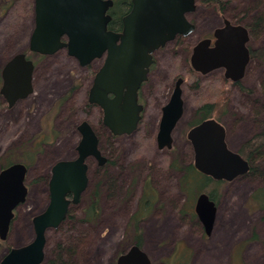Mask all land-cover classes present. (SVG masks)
Masks as SVG:
<instances>
[{"label":"rangeland","instance_id":"374dc122","mask_svg":"<svg viewBox=\"0 0 264 264\" xmlns=\"http://www.w3.org/2000/svg\"><path fill=\"white\" fill-rule=\"evenodd\" d=\"M224 1H232L233 7L225 11L224 16L232 18L234 21H243L248 12H254L256 9H258L256 15H264V0ZM8 6L9 8L0 14V65L26 48L35 27L34 0H10ZM199 14L202 19L198 21V36L202 32L209 34L211 27L221 23L219 19L221 17H217L212 7L200 8ZM197 35L195 34L194 38H197ZM259 43V46H264V39ZM256 44L258 43H255V46H258ZM41 59L39 62H45L46 65L51 64L53 69L52 75L42 78L37 85V92L41 98L37 115L30 119L29 125L22 131H19L15 124H12L11 127H0V171L11 161L29 157L27 160L29 173L26 179V184L29 187L28 201L19 209L8 240L0 239V262L8 253V249L25 245L33 240L35 230L29 222L31 213L34 210H43L49 203L48 180L43 178L42 181V175H48L55 162L74 157L75 145L78 141L76 126L84 117V111L87 110V95L92 83L89 78L91 74L87 70L80 69L77 61L70 57L65 50L60 51L57 55ZM180 60L182 61V58L178 59L176 68L173 64L169 67L165 64V70L161 72L159 80L163 78V74L164 76L167 74L168 81H172V76L182 71ZM101 64L102 61L97 60L95 66ZM250 67L251 71L243 79L241 90L237 86L224 85L226 90L230 91V102L223 123L228 132L227 143L234 151L240 148L247 139L259 131H264V60L261 62L254 60ZM156 76H153V81L157 82ZM202 80H204L203 77H201ZM56 82L57 93L60 95L57 99L63 98L62 128L57 137H53L47 130L44 131L47 132L49 144L40 149L38 154V150L30 148L29 144L34 136L39 135V121L43 125L49 123L50 110L54 112L53 104L56 96L55 93L48 96V89L54 87ZM183 88L186 112L178 129L174 132V142L179 154L190 162L193 153L191 144L186 141V124L191 118V109L196 101L194 102L195 96L189 86ZM76 90L78 91L76 92ZM168 92V88L165 87L158 95L166 97ZM34 108L33 106L31 111H34ZM147 122L149 123L147 133L149 135L153 133L152 136H155L156 118L148 117L144 120L145 124ZM24 133L25 139L22 141L20 136ZM140 137L136 135L130 138L122 137L119 140V144L123 150L125 149V157L136 148L139 144L138 139L141 140ZM141 148L143 152L147 153L149 161L155 159L154 156L157 154L155 148L147 150V146L144 145ZM149 161L146 163L149 166L143 167V170L133 166L129 170L126 169L125 181L127 183L128 180L131 181L132 187L138 184L140 192L142 180L146 175L153 178L157 175H166L168 179L164 180H169V182L163 184V191L167 192L166 197H173L170 200L180 202L176 203L177 209L185 203L189 207L195 205L198 195V193H194L195 190L193 193L191 191L187 194L181 192L179 195L177 182H172L169 179L172 174L169 166L162 164L163 166L160 165L156 168L154 163ZM109 171L111 170L109 169ZM96 172L95 166H92L91 187L83 195L81 203H88L92 192L98 188L101 207L98 217L91 225L77 224V219L74 216L83 217L77 207L76 210L71 211L69 222L56 230L50 229L47 233L44 264L58 262L62 256L64 264H116L117 257L135 241L133 233L123 229L128 219V216L123 214L125 207L121 208V205L124 204L119 203L118 200H112L106 195L109 184L105 185L103 190L99 172ZM174 176L173 178H176L177 174ZM261 184L262 182H258L257 178L254 179L246 175L238 176L235 180L222 184L218 198L216 224L210 237L204 234L200 224L190 221L191 217L182 219L168 199L162 201V204L159 205L162 210L152 213L147 225L146 223L142 225L143 249L150 256L152 264H264V222L260 221L262 213L252 207L249 201L250 194ZM105 199L109 207L103 212ZM107 223H109L107 226L109 229L105 228ZM114 223L118 224L117 227L122 228L116 229ZM253 232L258 235V238L251 240Z\"/></svg>","mask_w":264,"mask_h":264},{"label":"water","instance_id":"95a60500","mask_svg":"<svg viewBox=\"0 0 264 264\" xmlns=\"http://www.w3.org/2000/svg\"><path fill=\"white\" fill-rule=\"evenodd\" d=\"M194 0H133L131 11L123 18L121 32L109 29L112 16L108 13L112 0H34L35 27L30 37L31 51L52 55L66 49L82 66L106 54L104 64L96 73L89 100L99 104L104 124L116 135L130 134L137 128L142 106L138 91L146 81L154 62L152 53L175 39L177 34L193 31V24L185 17L192 11ZM217 41H202L193 50L191 64L202 74L225 68L227 79L240 81L250 60L248 30L230 25L216 31ZM33 62L23 53L16 54L3 73L4 89L14 93L22 85L26 97L33 91ZM182 79L177 82L169 103L163 108L157 142L160 148L170 147L172 129L183 114ZM109 94H113L110 97ZM16 99L12 100V103ZM83 138L76 159L60 160L53 167L48 207L34 217L33 240L19 247H11L0 264H43L47 231L58 228L65 220L69 205L78 202L88 186L86 159L95 156L103 164L97 148V137L91 125L80 127ZM193 144L194 167L218 181H233L247 174L251 168L241 154L232 150L226 141L225 127L215 119H207L188 132ZM28 167L16 162L0 172V239L7 241L16 209L26 202L29 194L26 178ZM72 194L73 198H68ZM195 205L209 235L214 227L217 206L210 196L200 194ZM118 264H152L139 245L131 246L117 259Z\"/></svg>","mask_w":264,"mask_h":264},{"label":"flooded vegetation","instance_id":"af4514ba","mask_svg":"<svg viewBox=\"0 0 264 264\" xmlns=\"http://www.w3.org/2000/svg\"><path fill=\"white\" fill-rule=\"evenodd\" d=\"M113 1V6L109 8L108 13L112 16L111 21L115 18L114 16H118L119 18L117 19V28L114 29L113 31L115 32H121L122 28H123V18L124 16H126L132 9L133 7V0H112ZM194 9L192 11H188L185 13V17L186 19L189 20V22L191 24H193L194 28L193 31H191L190 33L184 35V34H177L175 36V39L169 41L167 44H165L163 47L158 48L157 50H155L152 55L154 58V62L150 67L149 73L147 75V80L144 81L142 83V85L139 88L138 91V103L142 106V111L140 113V120L138 121V125L137 128L133 131V133L127 134H121V135H116L111 128H108L105 124H104V114H103V110L100 107L99 104H95V103H91L89 100L90 97V89L94 83V78L96 76V73L101 69L100 67L104 64L105 59H106V54L103 55L102 58H96L94 61H92L88 66H82L79 61L75 58L72 57L73 59H75L78 63V67L82 70H87V72L91 75H89V78H91L92 83L91 86L88 90V95H87V102H86V108L87 110L84 111L85 115L84 117L79 121V123L76 126V134L78 135V141L75 145V155L72 158H68V159H76L79 156V151H78V147L80 145V142L83 138V134L82 131L80 129L81 125L84 122H87L89 125H91V127L93 128L94 132L96 133V137H97V148L100 150V153L102 155V157L104 159H106V161L101 164L98 160V158H96L95 156H89L86 159V164L88 165L87 168V174H88V186L86 188V190L81 194L80 199L78 200V202H72L69 205V209H68V213L67 216L65 218V220L60 224V226L58 228H60L63 224L67 223L70 221L69 216L72 210H76L77 207H79V210L82 212V216H74L77 219V224H85L87 223L88 225L93 224L94 219L93 217H89V203H81V201L83 202V195L88 192V188L91 187V182H90V172H91V168L92 166H95L98 175H100V183H101V187H103V190L105 188V185L107 186V184H109V190L106 191V195L109 196L110 199H114V200H118L119 203H123L124 205H121V208H124L123 210V214H126L128 216L127 222L125 224V226H123V229H126V231L128 232H134L137 228L140 229L142 231L143 227L142 225H144L149 221V217L151 216V214L153 213H157L160 210H162L161 207H159V205L162 204V201H164L165 199H168V202L172 204V206L174 207V209L177 211L178 214H180L183 218H187L189 219L190 217L192 219H190V221L193 223V221L197 222L198 224L201 225L203 232L205 235H207L205 233V229L203 224L201 223L198 214L195 212V205L197 203H195L194 206H187V203L182 204V206L177 209L176 203H180L179 201L170 200V198L173 197H166L167 192L163 191V184H165L166 182H169V180H164V179H168V177H166V175H161V176H156L155 178H153L152 176L146 175V177H144V179L142 180V187L140 188V192H139V185L135 184V187H132V182L128 180L125 181V173L127 174V170L130 169L131 166L139 168L141 170H143V167L146 168L148 164H146L149 160V158L147 157V153L143 152L141 149V147L147 146V150H150V148H155V153L157 152V154L154 156L155 159L149 162H153L154 163V167L157 168V166L159 167L160 165H166L169 166V170L172 172L171 174V178H169L170 180H172V182H177L176 186H177V191L178 194L180 195L181 192L186 193L189 192L188 190H186V188L184 187L185 183H183V181L185 180V176H186V171H185V167L191 166L193 165L194 167V160H195V156H194V150H193V144H191V141L188 138V132L195 126L201 124V122H203L204 120L207 119H215L218 122H220L226 130V126L223 123V118L224 116L228 113V104L230 102V100L228 101L227 105L225 106V113L222 116V118L220 120H218L215 117H208V118H204L201 119L200 122H197V116H198V109L200 108V106L202 104H210L212 103L210 95H213V98H215V93L216 91L213 90H195L197 88V85L199 83H203L202 85L205 88H208L207 85L211 86L213 85L214 82H217L218 86H220L221 88H223L224 94L226 95V93L228 94L229 97V90H226V88L224 87L225 84H229L234 86H237L239 90H241V86L243 85V79H245V77L247 76V74H249V72L251 71V63L252 61H259L261 62L262 59L258 58V57H254L253 54L255 53V51H257V49L259 48H264V46H259V42H261L264 38V15H256L258 12V9L254 10V12H248V15H246V17L244 18L243 21H234L232 18L229 19L227 17L224 16L225 11L229 10L231 7H233V3L232 1L228 2V1H224V0H217V4L216 5H212V4H208L206 5L207 0H194ZM205 7H212L215 10V13L217 14V17H221L219 18L221 20L220 25L215 26V27H211L209 34H204V32H202L199 36L197 35L198 31V21L200 19H202L200 17L199 14V9ZM255 14V15H254ZM254 15V17H253ZM251 19V20H250ZM252 20H256L254 21V23L252 22ZM110 21V23H111ZM229 23L230 25H234V26H244L247 30H248V36H249V42L247 44L248 49L250 50V60H249V64L246 67L245 70V76L242 80L240 81H232L231 79H227L226 74H225V68H218V69H214L211 70L209 73L206 74H202L201 72H197L192 64H191V58L193 55V50L194 48L198 45V43L202 42V41H211L210 42V46L213 47L217 41V37H216V31L220 30V28H223L226 26V23ZM109 23V24H110ZM110 29V28H109ZM112 30V29H111ZM195 34L197 35V38L195 37ZM31 37V35H30ZM30 37L28 39V43L26 48L18 53H23L26 55V58L29 60H32L33 62V72H32V87H33V91L32 93H30L28 96L26 97H22L19 96L16 98V96L22 94L23 92V88L22 85H18L16 92L14 93H10L7 94L3 91L5 83H4V77H3V73H4V69L6 67V65L9 63V61L18 53H16L15 55H13L10 59H8L7 61L3 62L0 65V127H4V126H12V124H15V126L19 129V131H22L23 129L27 128V126L29 125L30 119L34 118L35 115H37L38 112V106L40 105V94H38L37 92V85L40 82V80L44 77L47 76H51L52 75V65L51 64H47L45 62H39L41 58H47V57H51L54 55H57L60 51L65 50L67 52L66 49H62L52 55H46V54H42V53H37L34 51H31L30 49ZM255 43H258L255 46ZM254 44V45H253ZM68 54V52H67ZM179 58H182L181 61V68L183 73H175L172 77L173 80L172 81H168V77L167 74L164 76L163 74V78L161 80H159V76L161 74L162 71L165 70V64L169 67L170 65H175V68L177 67V61ZM42 60V59H41ZM100 60L102 61V64L100 66H95L96 61ZM185 65V66H183ZM56 68V67H55ZM157 75V82L153 81V76ZM216 75V76H215ZM212 76V77H211ZM201 77H203L204 80L201 81ZM211 77V78H210ZM182 79V82L180 83V87L183 90L182 93V99H183V94H184V86L188 87L191 89V91L193 92L194 96H195V100H194V105L192 106V115L191 118L188 120V123L186 124V141L188 142V144H191L192 146V159L190 162L186 161L184 159L183 156H181V154H179V151L176 150V145L174 142V132L178 129L179 124L181 123V121L184 118L185 115V99L184 100V104H183V114L182 116L178 119L176 125L173 127L172 129V142L171 145L172 146H168V147H164V148H160L158 146V142H157V137H158V132L160 129V122L161 119L163 118V108L166 107V105L169 103L170 98L174 92V90L176 89V85L177 82ZM188 79V80H187ZM190 81V84H188V82ZM56 84L54 87H50L48 89V96H51L55 93L56 96V100L54 102V112H52L50 110V115H49V123H46L45 125H43L41 123V121H39V135L36 137L34 136L31 143L29 145H31L30 148L32 149H37L38 154L40 153L39 150L44 148L47 144H49V142L47 141V132H49L50 134L53 135V137H57L59 131H61L62 128V121H61V116H62V104H63V98H59L57 99V97H59L60 95L57 93V89H56ZM168 88V95H166V97H160L158 94L161 93V90L163 88ZM47 91V89L45 90V92ZM78 90H76L77 92ZM223 91H221V93H223ZM58 94V96H57ZM34 96V97H33ZM110 97H113V94H109ZM33 98L31 100V102H29V100ZM16 99L13 103L12 100ZM216 103V102H213ZM57 104V105H56ZM34 111H31L33 106ZM52 112V113H51ZM149 115V116H148ZM154 117V119L156 118V126H155V131H156V135L152 136L149 135L147 132L148 130V122L145 124L144 120L148 117ZM44 117V115H43ZM145 124V125H144ZM145 127H144V126ZM46 128V129H44ZM47 132H44L46 131ZM264 131H259V133H263ZM228 133V132H227ZM259 133H256L255 135H258ZM141 136V140L138 139V143L136 148L128 155L125 157V149L123 150V147H121V145L119 144V140L122 137H133V136ZM255 135H253L252 137H254ZM20 140L24 141L25 139V133L22 134V136H20ZM51 137V136H50ZM250 137V138H252ZM249 138V139H250ZM226 141H227V136H226ZM248 141V139L244 142L246 143ZM229 144V143H228ZM230 147V146H229ZM159 158H158V157ZM158 159H157V158ZM29 157L26 158H21V160H16V161H11L9 163L8 166L16 163V162H22L24 164L27 165L28 167V173H29V162L27 161ZM34 158V156H33ZM32 159V157H31ZM67 159V160H68ZM61 160H65V159H61ZM151 160V159H150ZM60 161V160H59ZM57 161V162H59ZM57 162H55L53 164V166L50 169L49 174H44L42 175V181L43 178L45 180H48V193H49V202H50V180L53 174V167L57 164ZM162 165V166H163ZM8 166L3 167L1 170L7 168ZM149 166V165H148ZM196 168V167H195ZM109 169L111 171H109ZM127 169V170H126ZM197 169V168H196ZM198 171V170H197ZM1 172V171H0ZM199 172V171H198ZM27 173V175H28ZM200 173V172H199ZM174 174H177L176 178ZM202 174V173H201ZM205 175V174H204ZM247 176V174H245ZM244 176V175H243ZM27 179V178H26ZM214 180V179H213ZM216 180V179H215ZM226 182V181H224ZM27 185V184H26ZM28 186V185H27ZM111 186V188H110ZM29 189V187H28ZM221 189V188H220ZM95 190L92 192L91 196H94ZM204 192L198 193L197 197L202 194ZM207 193V192H206ZM209 196L210 194L207 193ZM29 196V194H28ZM28 196H27V200L25 203L21 204L15 211V218L17 216V213L19 211V209L27 203L28 201ZM90 196V197H91ZM89 197V198H90ZM95 197V196H94ZM175 197V196H174ZM196 197V199H197ZM68 198L72 199L73 195L69 194ZM210 200H212L211 196H210ZM214 201V200H212ZM89 202V199H88ZM104 205L105 207H103V212L105 209H108L109 205H107V201L105 199L104 201ZM217 209L219 206V201H214ZM82 204V205H81ZM49 203L47 204V206L41 210V211H36L34 210L31 213V216L29 218V222L31 223V226H33L34 228V217L43 212L47 207H48ZM101 208V207H100ZM100 211V210H99ZM217 212V210H216ZM217 216V213H216ZM81 217V218H80ZM98 217V216H97ZM148 218V219H147ZM15 220V219H14ZM80 221V222H78ZM216 221V218H215ZM14 222V221H13ZM13 224V223H12ZM214 224H216L214 222ZM118 224L114 223V227H116V229L122 228V227H117ZM109 223H107L106 225V229H109ZM215 226V225H214ZM113 227V228H114ZM58 228H54L55 230ZM214 229V228H213ZM35 230V228H34ZM49 231V230H48ZM47 231V233H48ZM213 231V230H212ZM143 233V232H142ZM212 233V232H211ZM210 233V234H211ZM208 235L209 237L211 235ZM47 237V234H46ZM144 241V240H143ZM142 241V242H143ZM138 244V240L135 239V241L133 243H131L129 245L128 248H126V250L121 253L119 256H121L122 254H125L128 249L133 246V245H137ZM139 245V244H138ZM139 247L141 249H143V243L142 246L139 245ZM10 250V249H8ZM145 251V249H143ZM146 252V251H145ZM147 254V252H146ZM118 256V257H119ZM148 256V254H147ZM117 257V259H118ZM148 258L150 259V261L152 262L150 256H148ZM116 259V264H118ZM45 260V258H44ZM60 264H64L63 262V256L62 258H60ZM57 262V263H59ZM44 264V262H43Z\"/></svg>","mask_w":264,"mask_h":264},{"label":"trees","instance_id":"16d2710c","mask_svg":"<svg viewBox=\"0 0 264 264\" xmlns=\"http://www.w3.org/2000/svg\"><path fill=\"white\" fill-rule=\"evenodd\" d=\"M10 0H0V14L2 12H5L9 6L8 3ZM206 5L212 4L216 5L217 0H207ZM115 18L111 21L109 24V28L114 30L117 28V19L119 18L118 16H114ZM256 21V20H254ZM253 21V23H254ZM254 57H258L262 60H264V48H259L255 53L253 54ZM203 83H199L197 85V88L195 90H215V98H213V95L211 94L209 98H211L212 103L210 104H202L200 108L198 109V116H197V122H200L201 119L208 118V117H215L218 120L222 118V116L225 113V106L227 105L228 101L230 100V97H228V94H224L223 88L218 86L217 82H214L213 85L209 86L207 85L208 88H205ZM223 91V93H221ZM216 102V103H213ZM239 154H241L247 161H249V164L251 165V168L249 172L247 173V176H251L252 178H257L258 182H262L261 186L258 187L255 191H253L250 194L249 201L252 207H254L256 210H260L262 213V217L260 218V221L264 222V132L259 133L258 135H255L254 137L248 139V141L240 148L236 150ZM261 163L260 165L258 163ZM11 164V163H9ZM9 164L5 165L8 166ZM4 166V167H5ZM186 171V176L185 180L183 183H185L184 187L186 190L191 193H201V192H207L210 194L212 200L214 201H219V195L221 193V187L222 184L225 183L224 181H218V180H213L212 178L201 174L197 171L193 165L185 167ZM99 189L97 188L95 190L94 196H91L89 198V217L97 218L99 215V210H100V195H99ZM132 233V232H130ZM252 239H257L258 235L253 232ZM134 238L138 240V244L142 246V231L140 229H136L133 232ZM60 261V260H59ZM58 261V262H59ZM53 264H58L56 261H53Z\"/></svg>","mask_w":264,"mask_h":264}]
</instances>
